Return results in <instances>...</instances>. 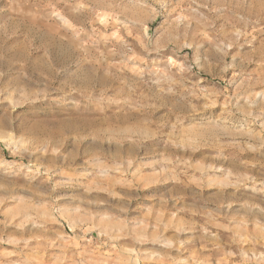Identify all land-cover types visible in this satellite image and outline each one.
<instances>
[{
    "label": "rangeland",
    "instance_id": "374dc122",
    "mask_svg": "<svg viewBox=\"0 0 264 264\" xmlns=\"http://www.w3.org/2000/svg\"><path fill=\"white\" fill-rule=\"evenodd\" d=\"M0 264H264V0H0Z\"/></svg>",
    "mask_w": 264,
    "mask_h": 264
}]
</instances>
